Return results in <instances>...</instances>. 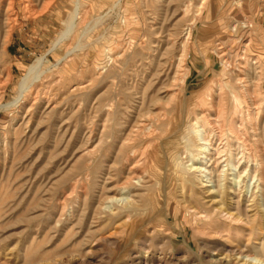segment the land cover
Wrapping results in <instances>:
<instances>
[{
    "label": "rangeland",
    "instance_id": "1",
    "mask_svg": "<svg viewBox=\"0 0 264 264\" xmlns=\"http://www.w3.org/2000/svg\"><path fill=\"white\" fill-rule=\"evenodd\" d=\"M239 251L264 259V0H0V264Z\"/></svg>",
    "mask_w": 264,
    "mask_h": 264
},
{
    "label": "bare ground",
    "instance_id": "2",
    "mask_svg": "<svg viewBox=\"0 0 264 264\" xmlns=\"http://www.w3.org/2000/svg\"><path fill=\"white\" fill-rule=\"evenodd\" d=\"M207 0H202V4H205ZM79 3V2H78ZM80 5V3H79ZM79 5L75 7L74 11L72 12L70 18L67 20L66 22V28L65 30L62 32L60 38L57 40L56 44H55V47H58V43L59 42H62L64 40H67L70 36V34L74 31L75 27H76V22H77V14H78V10H79ZM31 9V8H30ZM11 17V16H10ZM9 20V19H8ZM244 27H247V24L243 23ZM238 27H239V24L238 22L236 21L234 23V25L232 26V30L233 31H237L238 30ZM248 40V39H247ZM184 42V41H183ZM251 42V41H250ZM183 44V43H182ZM250 43H247V44H244V49L247 48L249 46ZM187 44H184L183 45V56H184V53L185 51L187 50ZM242 49V47H241ZM76 48H73L72 50L69 51V54H68V57L71 56L74 52H75ZM244 51V50H243ZM189 55H187V58H188ZM186 57V56H185ZM239 57V54L238 52L236 53V58ZM186 58V59H187ZM235 59V58H234ZM182 60H184L182 57L180 59V62H182ZM231 60V59H230ZM233 60V59H232ZM179 64V63H178ZM52 69V67H48V65H46V58H41L39 60H37L32 66L29 67L28 69V73L25 77H23L21 79V82H20V91H19V100H23V99H28V96L30 93H32L33 90L36 91V88L42 84L44 82V78L46 76V74H48L47 72L50 71V69ZM241 70V69H240ZM52 72V71H51ZM48 76V75H47ZM239 77V76H238ZM242 79V78H241ZM31 91L29 94L28 92ZM34 91V93H35ZM39 94V92L37 93V95ZM36 95V96H37ZM141 102V101H140ZM255 105V103H254ZM256 108V107H255ZM257 119V118H256ZM153 129V128H152ZM244 132V131H243ZM149 133V132H148ZM198 137H201L203 140L207 141L208 142V135L206 134V131L204 132H200L197 136ZM218 142V141H217ZM247 142V141H246ZM197 145V141L196 140H189L188 142V145L187 147L188 148H191L193 145ZM257 145V144H256ZM123 146H125V144H123ZM203 147V145H202ZM257 148V147H256ZM92 149V148H91ZM94 150V149H93ZM205 150H209L208 147H206ZM210 152V151H209ZM134 154V153H133ZM239 162V160H237ZM193 168V167H192ZM196 170H199L198 167H195ZM239 175V174H238ZM238 177L240 178V176H235L233 178V186L232 188H236L239 186V188H241L240 186V181L238 180ZM252 185V183H250ZM248 185L247 184V191H251V185ZM246 192V191H245ZM251 194H252V191H251ZM250 194V197L252 196ZM248 195V194H247ZM231 198V197H230ZM260 202V201H259ZM197 212V210H196ZM195 212V213H196ZM254 212V211H253ZM200 215V214H199ZM226 218L228 219H233L235 218L234 215L232 213H225L224 214ZM220 232V231H219ZM233 251V250H232ZM235 252V251H234ZM237 253V252H236ZM238 257L241 258L242 260H246V261H250L252 263H255V264H264V259L263 258H260L259 256H251L249 254H246L244 251H239L238 253Z\"/></svg>",
    "mask_w": 264,
    "mask_h": 264
},
{
    "label": "crops",
    "instance_id": "3",
    "mask_svg": "<svg viewBox=\"0 0 264 264\" xmlns=\"http://www.w3.org/2000/svg\"><path fill=\"white\" fill-rule=\"evenodd\" d=\"M240 4V3H239ZM249 21V20H248ZM250 22V21H249Z\"/></svg>",
    "mask_w": 264,
    "mask_h": 264
}]
</instances>
